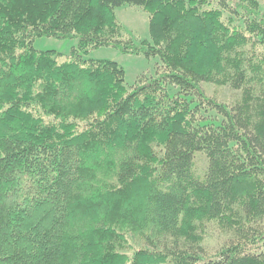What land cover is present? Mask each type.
Wrapping results in <instances>:
<instances>
[{
	"label": "trees",
	"instance_id": "obj_1",
	"mask_svg": "<svg viewBox=\"0 0 264 264\" xmlns=\"http://www.w3.org/2000/svg\"><path fill=\"white\" fill-rule=\"evenodd\" d=\"M124 6L150 15L152 45L124 43L123 50L159 55L166 66L132 89L117 62L80 55L122 47L112 12ZM241 12L245 28L225 20ZM41 38H78L79 50L64 59L37 50ZM248 44L252 53L231 65L241 100L208 97L201 80L221 67L228 48ZM247 71L264 74V12L256 0H0V264H264V231L254 227L264 217V91L255 104ZM167 83L193 92L197 105L171 96ZM204 107L222 117L221 126L205 124ZM132 146L148 166L121 172L114 185L109 175ZM202 157V182L173 202L171 218L163 216L215 219L239 241L212 256L119 252L124 230L150 214L145 202L134 203L137 187L156 166L186 175ZM237 203L244 216L234 218L228 211Z\"/></svg>",
	"mask_w": 264,
	"mask_h": 264
},
{
	"label": "rangeland",
	"instance_id": "obj_2",
	"mask_svg": "<svg viewBox=\"0 0 264 264\" xmlns=\"http://www.w3.org/2000/svg\"><path fill=\"white\" fill-rule=\"evenodd\" d=\"M256 2L259 4L260 11L264 12V0H256ZM112 15L123 28L122 47L90 48L87 53L80 52V55L87 60H110L117 62L125 70L126 85L130 89L139 87L144 83L147 84L160 77L166 70V66L162 63L159 55L151 56L145 51L125 52L123 50L124 43L143 47L144 50L150 49L152 45L149 36L150 15L136 6L116 8L112 12ZM245 18L246 13L243 12L235 16L225 14V20L232 19L233 25L241 28H245ZM35 48L39 51L55 50L64 59H68L74 50H79V39L41 38L35 42ZM251 51L252 47L250 44L244 47L233 46L228 48L224 53L225 59L222 61L220 69H213L204 80H201L200 85L205 94L219 103L230 105L241 100L242 91L233 90L230 84L233 75L232 60L237 56H249V52ZM245 67H247L246 64ZM179 70L187 75L190 74L186 68H179ZM247 72L250 75L248 86L253 92L254 103L257 104L260 102L264 91V74H262V77L261 75ZM219 79L222 80V83L218 82ZM166 88L171 96L180 95L182 98L190 100L193 106L197 105L193 92L189 91L185 95V92L183 93L182 89L174 83H167ZM201 114L205 120V124L221 126L223 122L222 117L210 108H202ZM180 144V142L176 144V149ZM117 160V167L109 175V181L114 185H117L121 172L131 169L138 171L139 167L148 166V162L140 155L138 149L133 146L124 150V153L119 154ZM206 167L207 160L205 157L200 158L193 171L188 172L186 175L183 172L174 171V165L166 167L156 166L157 169H154L155 172L150 181L137 187V190L133 194L135 205L140 206L141 203L145 202L150 214L146 221L136 218L133 224L129 223L133 225V228L124 230L126 243H117V250L121 253L132 255L140 249L158 251L178 249L194 252L199 255L212 256L222 248L229 247L239 241L233 233L228 232L215 219L186 216L183 213L178 214L173 219L175 223L165 218H171L172 210L174 209L173 202L176 200L181 201V197L185 195V192L190 193L193 185L197 186V184L202 182ZM193 201L194 199H191V202ZM243 206V203L235 204L228 211V214L233 215L234 218L243 217ZM185 220H187V223H185ZM181 225L183 228H186L179 229ZM171 226L177 228L175 230L163 231ZM149 227H152L151 231ZM254 227L264 231V217L260 218L257 224H254ZM153 228L155 230L159 229V236L156 238L152 237V234L155 232ZM182 231H186V233L181 234Z\"/></svg>",
	"mask_w": 264,
	"mask_h": 264
}]
</instances>
